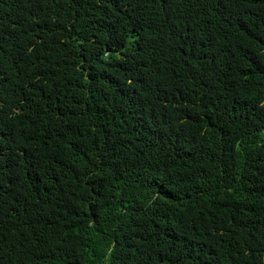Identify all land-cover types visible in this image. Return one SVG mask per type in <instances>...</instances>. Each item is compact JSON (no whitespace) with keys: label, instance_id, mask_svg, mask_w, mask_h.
I'll return each mask as SVG.
<instances>
[{"label":"trees","instance_id":"16d2710c","mask_svg":"<svg viewBox=\"0 0 264 264\" xmlns=\"http://www.w3.org/2000/svg\"><path fill=\"white\" fill-rule=\"evenodd\" d=\"M0 264H264V0H0Z\"/></svg>","mask_w":264,"mask_h":264}]
</instances>
